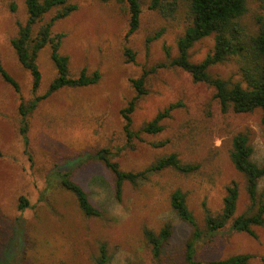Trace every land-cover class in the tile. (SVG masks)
Listing matches in <instances>:
<instances>
[{"label":"rangeland","instance_id":"obj_1","mask_svg":"<svg viewBox=\"0 0 264 264\" xmlns=\"http://www.w3.org/2000/svg\"><path fill=\"white\" fill-rule=\"evenodd\" d=\"M68 1L77 8L52 26L54 33L65 34L60 52L69 56L73 75L85 68L87 72L98 70L100 78L87 86L59 88L39 101L27 116L25 145L19 104H27L34 93L31 75L19 63L10 39L17 33V22L25 23L27 11L24 0H0V63L19 87L14 90L0 76V264H96L100 243L106 246L105 264H155L143 229L158 231L164 223L171 225L172 236L161 263L185 264L182 249L191 228L171 208L170 193L176 188L185 193L187 205L202 227V202L217 214L226 185L235 181V215L244 212L249 202L245 179L235 169L229 152L232 137L243 133L253 148L252 159L264 165L261 110L223 112L212 86L194 81L188 72L168 64L165 49L170 57L177 54L176 40L187 23L188 0H178L177 11L169 18L150 9V0H139V25L127 38L125 3ZM246 2L240 22L254 31L256 18L264 17V0ZM53 13L48 12L43 20ZM161 28L158 37L146 41ZM213 43V34L196 41L189 50L190 60L200 61ZM126 49L133 60L128 61ZM37 63L41 82L35 94H42L56 75L49 46L39 52ZM153 66L155 70L146 76V93L137 98L131 113L132 128L138 129L170 103L181 105L163 119L160 132L143 133L131 146L126 144L121 109L135 95L130 78ZM208 71L241 81L233 59L214 64ZM161 140L166 143L152 145ZM101 148H107L111 160L124 171L140 170L170 152H176L184 162H197L199 168L192 174L167 168L136 185L126 181L116 198L111 171L93 157ZM56 172H68L100 215H84ZM263 188L264 177L258 190ZM21 197L27 201L23 209L19 208ZM253 230L255 237L230 229L228 223L217 234L197 242L195 259L249 253L250 264H264V226H253Z\"/></svg>","mask_w":264,"mask_h":264},{"label":"trees","instance_id":"obj_2","mask_svg":"<svg viewBox=\"0 0 264 264\" xmlns=\"http://www.w3.org/2000/svg\"><path fill=\"white\" fill-rule=\"evenodd\" d=\"M101 2L116 1L125 3L129 14L128 28L124 34L127 38L139 25L141 6L139 0H99ZM27 18L24 24L17 22L18 29L10 43L15 51L17 59L23 68L31 75V90L34 93L27 104L20 102L21 115L20 134L24 144H27V116L35 109L39 101L62 87H82L94 84L100 78L98 70L87 72L80 69L77 75H73L69 68V56L60 52L63 32L52 31L54 22L62 19L77 8L76 3L68 0H24ZM148 7L158 11L163 17H173L178 9V0H150ZM14 9V5L11 6ZM247 9L246 0H188L186 20L183 33L177 37V54L169 56L166 48L168 64L176 66L188 72L194 81L207 83L214 88V97L217 99L221 111L231 109L233 112H251L259 108L261 110V124L264 129V17L256 18L257 28L254 31L247 30L240 22V17ZM54 13L47 19L44 16ZM163 32V28L148 36L146 41L155 39ZM213 34V47L198 62L190 60L189 50L199 39ZM50 47V58L54 65L56 75L50 81L47 89L42 94H35L41 82V72L37 63L39 52L45 47ZM129 55L128 61L133 60V54L126 49ZM233 59L239 69L241 81H229L209 73L208 68L225 60ZM160 65H163L160 64ZM156 66L144 70L139 77L130 78L135 90V95L121 109L124 120L123 130L126 136V144L132 146L131 141L141 139V134H155L163 129L162 121L170 115V112L181 105L180 102L168 104L159 110L150 120L141 124L138 129L131 126V113L133 112L138 97L146 93L144 84L149 72ZM0 76L18 91L17 81L3 68L0 63ZM244 83V85L242 84ZM166 140L153 142V146H162ZM253 148L248 138L243 133H237L232 137L229 156L236 170L244 175L245 191L248 195L246 210L235 215L238 186L231 181L225 187L222 199V208L217 214H212L205 202H202L204 212V225L201 227L188 207L185 193L176 188L170 193V205L175 214L186 222L191 230L182 249V260L185 264H250L252 255L249 253H237L221 259L199 261L195 259V246L205 237L210 238L223 229L228 223L229 228L239 232H246L256 236L253 226H264V188L258 190L259 181L264 177V165L257 164L252 159ZM1 155V152H0ZM111 154L107 148H101L93 154L112 173L114 193L120 198L122 185L129 182L136 185L145 180L149 175L170 168L182 174H192L199 168L197 162H184L176 152L157 156L146 167L137 171H124L119 168L116 161L111 160ZM63 188L69 190L76 198L80 210L86 216H98L100 210L93 205L87 193L80 184L71 179L68 172H56ZM27 206V201L21 197L19 208ZM143 235L149 244L150 253L155 264L161 263L163 250L167 248L172 236L169 223H164L158 231L150 228L143 229ZM264 259V258H263ZM108 261L106 246L99 244L96 264H105Z\"/></svg>","mask_w":264,"mask_h":264}]
</instances>
